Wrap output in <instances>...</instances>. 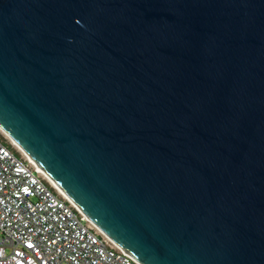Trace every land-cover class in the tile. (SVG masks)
<instances>
[{"label":"water","instance_id":"obj_1","mask_svg":"<svg viewBox=\"0 0 264 264\" xmlns=\"http://www.w3.org/2000/svg\"><path fill=\"white\" fill-rule=\"evenodd\" d=\"M0 133L139 264H264V0H0Z\"/></svg>","mask_w":264,"mask_h":264},{"label":"built area","instance_id":"obj_2","mask_svg":"<svg viewBox=\"0 0 264 264\" xmlns=\"http://www.w3.org/2000/svg\"><path fill=\"white\" fill-rule=\"evenodd\" d=\"M0 264L139 263L105 240L0 135Z\"/></svg>","mask_w":264,"mask_h":264},{"label":"rangeland","instance_id":"obj_3","mask_svg":"<svg viewBox=\"0 0 264 264\" xmlns=\"http://www.w3.org/2000/svg\"><path fill=\"white\" fill-rule=\"evenodd\" d=\"M0 135H2V134L0 133ZM2 137H3V135H2Z\"/></svg>","mask_w":264,"mask_h":264},{"label":"trees","instance_id":"obj_4","mask_svg":"<svg viewBox=\"0 0 264 264\" xmlns=\"http://www.w3.org/2000/svg\"><path fill=\"white\" fill-rule=\"evenodd\" d=\"M18 153V152H17Z\"/></svg>","mask_w":264,"mask_h":264}]
</instances>
